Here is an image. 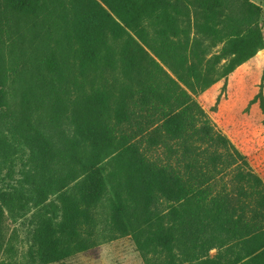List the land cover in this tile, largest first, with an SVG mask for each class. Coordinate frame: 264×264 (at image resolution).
<instances>
[{
    "label": "rangeland",
    "instance_id": "1",
    "mask_svg": "<svg viewBox=\"0 0 264 264\" xmlns=\"http://www.w3.org/2000/svg\"><path fill=\"white\" fill-rule=\"evenodd\" d=\"M63 2L0 0V264H264V0Z\"/></svg>",
    "mask_w": 264,
    "mask_h": 264
},
{
    "label": "trees",
    "instance_id": "2",
    "mask_svg": "<svg viewBox=\"0 0 264 264\" xmlns=\"http://www.w3.org/2000/svg\"><path fill=\"white\" fill-rule=\"evenodd\" d=\"M202 1H206V0H202ZM55 3H56L57 11L64 12L66 10V5L65 2H63V0H55ZM215 3L217 5H222L223 0H215ZM254 44L256 45L255 48L253 49L252 56L256 55L264 45L261 35H258V39H256ZM156 56L160 61L164 62L162 54L159 55L157 54ZM155 64L156 67H158L169 78V75L164 71L163 67L158 63ZM170 81L175 83V81H173L171 77H170ZM181 92L185 93L183 89H181ZM74 118H75L74 115L71 116V121L73 122V125L76 127V122L74 121ZM174 120H176V117L174 115L165 117V122L167 124L173 123ZM109 134L111 135V137L107 140V142H101V141L96 142L92 144L91 147L89 146L90 147L89 150L86 149L84 150L85 152L82 153L73 151L72 164L76 165L81 160H84V162L81 164V166H83L84 168H92L93 165H98L95 169L97 171H102L106 173V179L104 180V185L109 184L112 192L116 191L117 188L127 190L128 186H127V181L124 178L125 177V174L123 173L124 169L119 167L116 168L117 166L116 163L115 162L111 163L108 160L115 155L119 157V161H120L122 159V156L125 155L127 151H129L130 145H127L128 143L126 140V134L122 130H119V133L116 136H114L113 130L109 131ZM213 138L218 139L219 134L213 131ZM85 145H87V143H85ZM222 148H224L226 151L232 154H236L237 157L240 156L238 155L239 153L237 154L235 152L233 146H231L229 143L223 144ZM241 159L242 158L240 157L239 160ZM241 165L242 164L239 165V163H237L236 168H240ZM192 187H194L193 184ZM193 190L195 193L199 192V190H195L194 188ZM263 197L264 195L262 194L261 191H259L258 198L256 199L257 204H261ZM182 207L184 209L186 205H183ZM170 210L172 211L173 207H171ZM184 211L187 212L188 209H184ZM196 224H197L196 230H199L201 234H206L208 231L214 230L210 222H204V220L201 221L199 220L196 222ZM184 236L186 239H188L186 230L184 231ZM181 238L183 239L184 237L181 235ZM211 242H212L211 240H208L205 243V245L210 244ZM260 255L261 254L255 255L250 260L251 262H246V263L240 262L239 264H260V260H259ZM200 256H201L200 259H207V255L201 254Z\"/></svg>",
    "mask_w": 264,
    "mask_h": 264
}]
</instances>
